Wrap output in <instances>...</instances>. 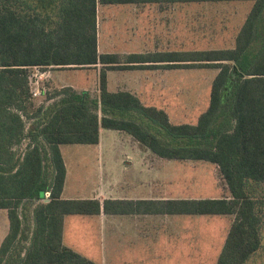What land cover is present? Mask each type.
I'll return each instance as SVG.
<instances>
[{
  "label": "trees",
  "instance_id": "16d2710c",
  "mask_svg": "<svg viewBox=\"0 0 264 264\" xmlns=\"http://www.w3.org/2000/svg\"><path fill=\"white\" fill-rule=\"evenodd\" d=\"M142 1L0 0V208L8 210L9 218L0 264H99L63 243L64 216L99 213L101 203L61 197L66 166L60 145L97 143L100 126L128 132L159 156L206 160L218 166L229 197L144 202L150 212L233 214L215 264H245L261 247L262 217L248 184L264 182V0H250L232 47L129 53L123 58L114 52L100 53L98 3ZM98 64L99 92L64 86L48 98V105L37 109L33 117L40 120L27 127L24 116L34 99L30 68ZM142 65L219 69L209 105L195 123H173L165 108L144 104L129 90L109 89L108 70ZM226 92L231 101L225 116ZM28 138L25 150L17 151L16 146ZM47 151L54 169L50 182L45 175ZM46 191H50L48 201ZM25 199L40 202L34 207L29 245L22 253L15 248L23 233L19 207ZM110 203L104 202V210ZM116 204L111 210H133L128 201Z\"/></svg>",
  "mask_w": 264,
  "mask_h": 264
},
{
  "label": "rangeland",
  "instance_id": "374dc122",
  "mask_svg": "<svg viewBox=\"0 0 264 264\" xmlns=\"http://www.w3.org/2000/svg\"><path fill=\"white\" fill-rule=\"evenodd\" d=\"M251 3L250 0L192 2L183 3L179 7L163 3H151L149 8V33L140 32L139 23L135 20L127 23L129 26L127 30L123 29L122 22L109 19L107 16L108 11L110 9L112 11L113 6L98 3L97 18L100 49L102 51L143 50L144 52L149 49L150 52H156L161 50L232 47ZM135 8L140 11L141 6ZM137 9L134 12L135 14L140 13ZM51 11L52 14L55 13L54 9H51ZM173 13L178 15L175 19L176 22L171 21L169 23V20H173L169 18L167 19L168 23L165 22L163 15ZM123 57L122 55L121 58ZM158 67H149L142 71L144 74H150L148 80L144 79L143 86H137L139 84L137 77L127 78L126 83L121 86L138 90L142 94L145 103L165 108L173 123H195L200 113L206 110L209 105L212 81L219 69L215 67ZM44 69L47 68H30L32 91L37 87H44L47 89V94L45 91L41 97L33 95L34 99L29 103V113L24 116L27 127L31 123L40 120V118L36 120L33 117L37 109L48 105V98L64 86H68V84L84 85L90 90L93 89L91 91H96V87H98V74L97 78L95 76L98 71L91 70L93 67L51 68L54 71L53 80L58 82V85H63L62 87L53 86L52 80L48 81L47 79L40 80L41 82L36 84V75H39L40 71ZM132 73H140V71H132ZM118 79L116 76L112 80L113 87L118 84ZM230 97L231 95L228 92L223 97L222 106L225 109V116L228 114ZM30 141L31 139L28 138L17 145V151L22 153ZM43 145L45 146L44 149L48 150V146ZM62 147L63 151L66 152L70 147L76 146L63 144ZM149 157L151 174L160 173L167 176L175 174L180 177L181 182L177 184L179 186L178 191H181L182 196L192 195L194 198L218 196L222 192L221 186L224 189L223 193L226 192L224 180L215 164L195 161H166L162 164L154 159L155 154L151 151H149ZM45 170L46 178L50 182L54 175V169L48 151L46 152ZM74 178L73 174L71 179L73 182L71 183L76 181V179L74 181ZM248 191L256 199L257 208L262 217V241L261 247L245 264H264V182L250 181ZM36 203L37 200L35 199H25L20 203L19 211L23 219V233L18 246L15 248L16 251L24 253L25 245H29V237L34 225L33 211ZM178 216L184 223L182 225H185L181 229V243L167 242L164 239L168 236L161 233L158 239L159 243L154 248L159 247L158 252L163 254L166 252L171 253V257L175 258L176 264H214L222 249L229 228L228 214H181ZM230 217L232 219V216ZM66 238L67 242L72 244L82 255L97 263L102 264V260L103 264H141L131 260L136 256L135 254L141 253L139 247L125 245L111 247L107 244L103 229H99L81 215H74L69 219ZM177 238L179 239V231ZM123 241L125 242V240ZM145 264L159 263L147 262Z\"/></svg>",
  "mask_w": 264,
  "mask_h": 264
},
{
  "label": "crops",
  "instance_id": "0c3cea01",
  "mask_svg": "<svg viewBox=\"0 0 264 264\" xmlns=\"http://www.w3.org/2000/svg\"><path fill=\"white\" fill-rule=\"evenodd\" d=\"M151 3H163L167 5H183V1L173 0H158L148 1L143 0L140 3H113L105 4L113 6L108 11L109 19H114L117 22H122L123 29H128L127 23L131 21H137L140 32L144 33L150 30L149 21L150 13L149 8ZM195 3H207L195 2ZM252 5V3H251ZM141 6L140 11L135 7ZM137 9L138 14H135ZM250 10V9H249ZM110 14V15H109ZM178 15L176 14H165L163 15L164 21L169 23L171 21L176 22ZM247 16V15H246ZM246 19V17H245ZM245 21V20H244ZM243 24V23H242ZM173 27V26H171ZM241 27V26H240ZM98 50L100 53L114 52L122 55L129 53H148L149 49L144 52L143 50H101L98 34ZM181 50V49H177ZM161 51H176V50H161ZM158 52V51H156ZM142 64H150V62H143ZM151 66H144L130 68V69H110L108 70V87L111 91L129 90L135 93L144 104V98L138 90H132L129 88H123L121 85L126 83L127 78L137 77L139 80L138 87L144 85V79L149 78V73L144 74L142 71ZM52 67H47L40 71L37 75L39 83L44 79L48 81L52 80V85L55 87H62L58 85V82L53 80L54 71ZM95 68V69H94ZM101 64L93 67L91 70H96L99 77V70ZM153 68H159L155 66ZM140 71V73H132ZM119 78L118 84L113 87L111 82L114 77ZM41 80V81H40ZM146 83V82H145ZM76 89H89L88 87L75 84H68ZM122 87V88H121ZM44 88V87H42ZM45 89V88H44ZM47 89H45L46 91ZM93 90V89H91ZM95 90V89H94ZM96 92H99L96 87ZM44 95V93L42 94ZM37 96V97H41ZM154 105V104H151ZM171 118V117H170ZM76 147H70L66 152L63 151V144L60 145L63 159L66 166V178L64 188L61 197L64 199H96L101 203V211L95 214H67L64 216L62 239L63 243L73 249L72 244L67 242L66 233L69 223V219L74 215H81L84 218L90 220L99 229H103L107 244L111 247L120 246H136L140 248V254L131 259L132 261L145 264L147 262L159 263V264H176L174 257L169 252L160 253L158 252L159 247L154 248L158 244V239L161 233L168 236L164 239L167 242L181 243L180 235L181 229L185 227L182 220L178 215L181 213H161V212H150L147 209V203L149 200H167V199H188L194 198L192 195L182 196L181 191H178L179 186L177 183L181 182L180 177L175 174H160L150 173L149 164V151L155 154L154 159L158 163H166V161L172 162H183V161H195V162H206L209 164H215L206 160L196 159H177V158H165L155 153L149 146L136 140L131 134L126 131L111 129L100 126V138L97 143H72L70 144ZM77 148V149H75ZM66 153V155H65ZM79 159V160H78ZM79 163V164H77ZM216 165V164H215ZM217 166V165H216ZM218 167V166H217ZM73 174L75 176L74 183H71ZM80 179V182H79ZM152 183V184H151ZM155 183V185H153ZM225 184V183H224ZM222 192L216 196L213 195L208 198H220L229 197L230 193L225 184V194L223 187ZM49 198H45L48 201ZM198 199V198H197ZM37 200V199H35ZM111 202L109 209L104 210V202ZM128 201L131 203L133 210L119 212L117 210H111L118 206L116 202ZM40 202L37 200L36 205ZM229 228L234 220L232 214H228ZM232 216V219L231 217ZM81 218V217H78ZM9 231V218L8 210L6 208H0V246L5 236ZM179 231V239L177 238ZM227 231V234H228ZM226 234V236H227ZM152 237H151V236ZM225 236V239H226ZM125 240V242L123 241ZM170 240V241H169ZM225 242V240H224ZM224 245V243H223ZM166 247V246H165ZM223 247V246H222ZM109 249V248H108ZM76 250V249H75ZM112 250V249H109ZM222 250V249H221ZM78 251V250H76ZM143 251V252H142ZM79 252V251H78ZM107 252V250H106ZM221 252V251H220ZM81 253V252H79ZM189 255V254H188ZM220 255V253H219ZM218 255V257H219ZM161 256V258H160ZM103 259V258H102ZM218 260V258H217ZM216 260V261H217ZM101 263L103 264L102 260ZM216 263V262H215ZM214 263V264H215ZM100 264V263H99Z\"/></svg>",
  "mask_w": 264,
  "mask_h": 264
},
{
  "label": "built area",
  "instance_id": "2783aa9c",
  "mask_svg": "<svg viewBox=\"0 0 264 264\" xmlns=\"http://www.w3.org/2000/svg\"><path fill=\"white\" fill-rule=\"evenodd\" d=\"M37 76V75H36ZM35 83L36 84H39V79H38V76L37 78L35 79ZM43 93H45V89L42 88V87H37L34 91H33V95L34 96H40L42 95ZM50 196V191H46L45 193V198H48Z\"/></svg>",
  "mask_w": 264,
  "mask_h": 264
}]
</instances>
